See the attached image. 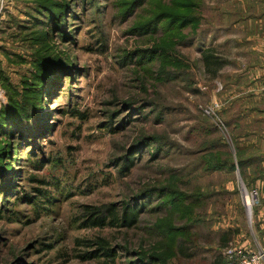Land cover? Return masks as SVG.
<instances>
[{"label":"rangeland","instance_id":"1","mask_svg":"<svg viewBox=\"0 0 264 264\" xmlns=\"http://www.w3.org/2000/svg\"><path fill=\"white\" fill-rule=\"evenodd\" d=\"M234 1L0 0V108L32 91L38 61L65 66L44 137L0 133V264H227L264 209L260 79L224 73L212 44ZM98 241L110 257L91 260Z\"/></svg>","mask_w":264,"mask_h":264},{"label":"crops","instance_id":"2","mask_svg":"<svg viewBox=\"0 0 264 264\" xmlns=\"http://www.w3.org/2000/svg\"><path fill=\"white\" fill-rule=\"evenodd\" d=\"M217 11L220 13L219 31L212 44L220 46L221 54L216 56H220V60L226 62L222 67L223 72L234 77L253 76L255 80L260 79V88L264 79V0H235L232 5L217 7ZM255 102L251 104L259 109L257 112L259 121L264 123V107H260L262 102ZM245 132L248 133L247 130ZM256 219L259 223L254 232L240 234L242 237L240 244L249 252L258 246L264 249L263 208L256 214Z\"/></svg>","mask_w":264,"mask_h":264},{"label":"trees","instance_id":"3","mask_svg":"<svg viewBox=\"0 0 264 264\" xmlns=\"http://www.w3.org/2000/svg\"><path fill=\"white\" fill-rule=\"evenodd\" d=\"M47 9L48 8H45V11ZM46 17L51 18L56 22V17L58 16L57 14L55 15L53 12L49 11V14H47ZM202 60L207 70L210 65H215L217 63L210 55L207 54L202 56ZM38 63V66L36 64V67L38 68L33 80V86L32 88L30 87L32 91H28L27 94L25 93L19 102L11 101L10 103L8 102L6 106L0 108V133L2 134L1 136H7V139L9 140L14 138L18 139L19 143H31L33 145L36 140L42 139L47 133L43 127L46 118L43 117V115H40V111L42 110L44 103L43 98L48 95L46 87L49 86L50 77L55 73L57 75L61 67L64 69L65 66L59 64L58 62L56 64L55 62H51L49 60L41 62L38 61ZM2 158H4V154L0 152L1 167L3 166L1 163ZM2 173L4 172L1 169L0 175ZM39 183L41 185L46 184V182L42 180H39ZM3 185L4 181L0 178V187ZM4 190H6V188ZM108 215V217H112V221H117L113 210L109 209ZM133 217L136 218L134 214L131 215V218H127V216L123 217L119 224H122V228L132 227L135 224ZM89 224L91 227H104L106 220L104 217H100V215H94ZM96 243L99 245V248L91 253V257H89V259H95V257H99L100 255L103 257H110V252L105 249L104 245L100 241Z\"/></svg>","mask_w":264,"mask_h":264},{"label":"built area","instance_id":"4","mask_svg":"<svg viewBox=\"0 0 264 264\" xmlns=\"http://www.w3.org/2000/svg\"><path fill=\"white\" fill-rule=\"evenodd\" d=\"M264 77V76H263ZM260 93L264 96V79L261 82ZM219 104L217 102L211 103L208 107H205L203 113L207 116H215L218 112ZM242 203L246 206L248 211H252L255 204L259 202V194L256 190L249 191L240 186ZM223 255H225L227 264H264V249H257L256 252H249L240 247H226Z\"/></svg>","mask_w":264,"mask_h":264}]
</instances>
